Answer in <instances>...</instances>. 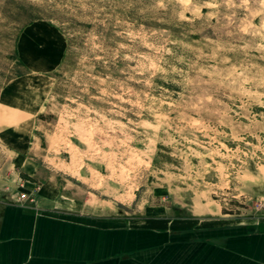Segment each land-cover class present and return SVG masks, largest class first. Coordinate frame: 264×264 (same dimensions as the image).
I'll return each mask as SVG.
<instances>
[{
  "label": "rangeland",
  "instance_id": "1",
  "mask_svg": "<svg viewBox=\"0 0 264 264\" xmlns=\"http://www.w3.org/2000/svg\"><path fill=\"white\" fill-rule=\"evenodd\" d=\"M36 22L65 38L43 74ZM12 86L38 107L0 113L6 200L118 230L264 229V0H0V101Z\"/></svg>",
  "mask_w": 264,
  "mask_h": 264
},
{
  "label": "crops",
  "instance_id": "2",
  "mask_svg": "<svg viewBox=\"0 0 264 264\" xmlns=\"http://www.w3.org/2000/svg\"><path fill=\"white\" fill-rule=\"evenodd\" d=\"M24 42L37 63L30 74H43L64 57L65 38L44 22L29 25ZM6 92L0 113L9 109L10 120H17L20 99H10L17 91ZM21 100L31 118L38 103ZM20 166L26 178L36 171L32 161ZM51 202L41 196L40 204L26 206L0 194V264H264V229L118 230L111 218L55 211Z\"/></svg>",
  "mask_w": 264,
  "mask_h": 264
}]
</instances>
